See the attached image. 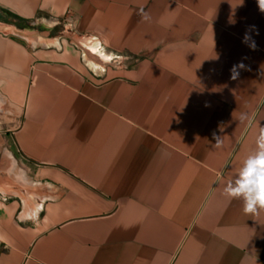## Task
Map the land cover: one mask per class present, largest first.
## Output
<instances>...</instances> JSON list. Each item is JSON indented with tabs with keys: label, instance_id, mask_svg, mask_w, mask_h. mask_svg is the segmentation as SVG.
I'll return each mask as SVG.
<instances>
[{
	"label": "crops",
	"instance_id": "1",
	"mask_svg": "<svg viewBox=\"0 0 264 264\" xmlns=\"http://www.w3.org/2000/svg\"><path fill=\"white\" fill-rule=\"evenodd\" d=\"M7 106L0 264H264L257 0H0Z\"/></svg>",
	"mask_w": 264,
	"mask_h": 264
},
{
	"label": "clouds",
	"instance_id": "2",
	"mask_svg": "<svg viewBox=\"0 0 264 264\" xmlns=\"http://www.w3.org/2000/svg\"><path fill=\"white\" fill-rule=\"evenodd\" d=\"M257 4L259 10L264 13V0H257ZM138 14L141 15L143 20L150 19L149 14L143 12V10ZM250 39L251 37L246 32L242 42L248 43ZM251 47L255 50L254 42ZM233 78H236V76L234 75ZM237 119L240 123H244L249 121L250 117L248 114L241 113ZM213 138L216 141L215 146L219 147L221 143L220 136L214 133ZM255 143L256 149L243 160L239 172L233 179L226 181L223 187L225 196L241 201L243 212L252 215L264 209V127H260Z\"/></svg>",
	"mask_w": 264,
	"mask_h": 264
},
{
	"label": "rangeland",
	"instance_id": "3",
	"mask_svg": "<svg viewBox=\"0 0 264 264\" xmlns=\"http://www.w3.org/2000/svg\"><path fill=\"white\" fill-rule=\"evenodd\" d=\"M5 111L0 113V163L1 159L3 158L2 156L4 155V149L5 145L2 142V137H5L8 132L7 130L10 128V124L12 122L13 117H11V112H10V107H4ZM21 168H25V164L21 163Z\"/></svg>",
	"mask_w": 264,
	"mask_h": 264
}]
</instances>
